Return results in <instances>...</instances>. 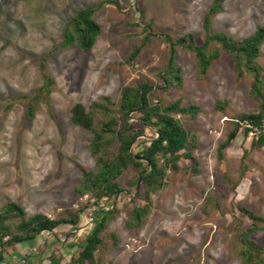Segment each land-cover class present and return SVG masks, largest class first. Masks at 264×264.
Masks as SVG:
<instances>
[{
  "label": "rangeland",
  "instance_id": "374dc122",
  "mask_svg": "<svg viewBox=\"0 0 264 264\" xmlns=\"http://www.w3.org/2000/svg\"><path fill=\"white\" fill-rule=\"evenodd\" d=\"M100 1L0 0V208L12 201L25 217L53 218L85 205L77 228L63 224L33 242L5 246V261L0 264H50L52 259L67 264L77 257V243L92 228L96 207L92 197L79 196L73 189L81 168L96 167L87 148L88 134L72 121L71 108L80 103L88 110L106 97L118 114L123 86L147 84L156 90L169 58L162 35L191 34L201 43L204 12L212 2ZM88 6L100 27L94 45L87 52L63 46L68 18ZM221 7L210 17L211 32L241 39L264 21V0H223ZM147 25L149 39L131 58ZM174 62L180 85L159 94V101L152 94L148 99L165 106L179 98L184 105L199 107L194 117L176 115L195 133L196 171L191 172L193 160L180 157L178 169L167 170L164 187L150 194V212L137 226L129 225V212L145 201L143 194L134 192L136 173L131 168L123 171L118 179L121 192L112 205L105 206L112 210L99 234L106 247L95 254L103 264H242L239 235L250 220L241 209L264 218V144H251L262 129L245 131L241 126L229 145L218 149L237 117L258 107L249 94L250 76L239 78L226 53L213 60L203 76L197 73L191 51L177 46ZM41 63L51 92L27 118L26 98L36 95L44 82ZM257 64L264 77V42ZM218 102L224 106L219 108ZM137 115L129 121L140 129ZM152 136L153 130L145 127L132 143V151ZM261 225L250 238L264 249Z\"/></svg>",
  "mask_w": 264,
  "mask_h": 264
},
{
  "label": "trees",
  "instance_id": "16d2710c",
  "mask_svg": "<svg viewBox=\"0 0 264 264\" xmlns=\"http://www.w3.org/2000/svg\"><path fill=\"white\" fill-rule=\"evenodd\" d=\"M222 2L223 0H212L204 12L202 23L204 35L201 43H196L191 34L177 38L167 33L162 35L167 44L169 58L159 73L162 83L156 90L147 84L123 86L117 105L118 114L106 97L100 102L92 103L88 110L80 103L74 104L71 108L72 121L88 134L87 148L96 167L95 170L80 169L81 177L73 191L79 196L92 197L94 199L92 205L96 209L92 212V228L84 240L77 243L80 250L77 257L67 264H103L100 257H96L95 254L106 247L104 237H100L99 234L104 229L108 217L112 215V210L105 209V206L112 205L113 198L121 192L118 179L123 171L131 168L136 173L134 192L136 196L143 194L145 201L142 206L131 208L129 212L131 226H137L149 214L150 194L164 187L167 170L178 169L180 157L193 160L191 172L195 173L197 165L193 156L195 133L186 129L176 115L194 117L199 112V107L192 104L184 105L179 98L165 106L158 102L151 103L148 99V95L152 94L159 101V94L167 92L172 86L180 85L179 68L174 62L177 46L194 53L197 73L200 76L205 74L210 63L218 59L221 53L231 56L239 78L244 74L250 76L249 94L257 99L258 107L237 117L234 128L219 145V151L229 145L241 126H244L245 131L253 127L262 129L251 144L253 147L264 144V77L257 64L259 46L264 42V21L256 26L250 35L241 39H235L223 32H211L210 17L222 10ZM100 3L117 4V0H101ZM92 15L93 8L89 6L72 13L63 30V46L74 45L82 52L92 48L100 31ZM146 29L147 33L141 44L133 48L131 58L136 57L142 45L148 41L151 34L148 25ZM40 65L44 82L36 95L26 98L27 118L33 116L39 102L45 101L51 92V81L46 77L42 63ZM217 106L222 108L224 103L218 102ZM133 114H138L136 118L140 129L134 128V123L129 121ZM145 127L153 130V136L139 150L132 151V143ZM113 143L114 149L111 148ZM235 185L232 183V188ZM84 209L85 205H81L75 212L65 210L63 215L53 218L43 214L25 217L24 210L19 205L12 201L6 202L0 208V262L4 260L2 248L5 246L33 242L41 233L53 232L63 224L77 228ZM241 210L250 220V225L239 235L241 245L238 257L242 264H264V249L250 238L254 231L262 228L264 218L246 209ZM112 238L115 243V237ZM50 264H58V261L52 259Z\"/></svg>",
  "mask_w": 264,
  "mask_h": 264
},
{
  "label": "built area",
  "instance_id": "2783aa9c",
  "mask_svg": "<svg viewBox=\"0 0 264 264\" xmlns=\"http://www.w3.org/2000/svg\"><path fill=\"white\" fill-rule=\"evenodd\" d=\"M254 129H256V128H254ZM249 131H251V130H249ZM4 239H6V237Z\"/></svg>",
  "mask_w": 264,
  "mask_h": 264
},
{
  "label": "crops",
  "instance_id": "0c3cea01",
  "mask_svg": "<svg viewBox=\"0 0 264 264\" xmlns=\"http://www.w3.org/2000/svg\"><path fill=\"white\" fill-rule=\"evenodd\" d=\"M5 261V260H4Z\"/></svg>",
  "mask_w": 264,
  "mask_h": 264
}]
</instances>
